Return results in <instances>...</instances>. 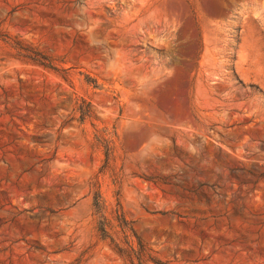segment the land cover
Instances as JSON below:
<instances>
[{
  "label": "rangeland",
  "instance_id": "374dc122",
  "mask_svg": "<svg viewBox=\"0 0 264 264\" xmlns=\"http://www.w3.org/2000/svg\"><path fill=\"white\" fill-rule=\"evenodd\" d=\"M139 263L264 264V0H0V264Z\"/></svg>",
  "mask_w": 264,
  "mask_h": 264
},
{
  "label": "trees",
  "instance_id": "16d2710c",
  "mask_svg": "<svg viewBox=\"0 0 264 264\" xmlns=\"http://www.w3.org/2000/svg\"><path fill=\"white\" fill-rule=\"evenodd\" d=\"M27 53H25L24 56L25 58L27 59H30L34 62H37V63H40L46 67H49L51 69H54V70H57L55 67H52V65H48L44 59V57H40V54L38 53H35L31 50H28L26 51ZM85 103V102H83ZM90 104L87 103V109L89 108ZM78 110H80L82 116H81V121L83 122L87 117H91V113H90V110H85L83 111L82 108H78ZM93 206H94V209H95V212H96V215H98L100 218H103V216L101 215V212L103 210V205H102V202H101V196L97 193L94 197V203H93ZM99 230L101 232V234L104 236V237H108V230H107V227H106V224L104 221H100V227H99ZM139 264H143V263H139Z\"/></svg>",
  "mask_w": 264,
  "mask_h": 264
}]
</instances>
